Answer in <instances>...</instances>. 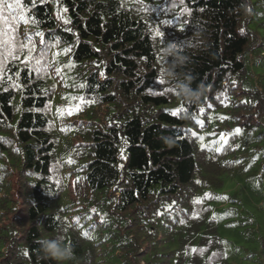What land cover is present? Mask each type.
Returning a JSON list of instances; mask_svg holds the SVG:
<instances>
[{
	"label": "trees",
	"instance_id": "obj_1",
	"mask_svg": "<svg viewBox=\"0 0 264 264\" xmlns=\"http://www.w3.org/2000/svg\"><path fill=\"white\" fill-rule=\"evenodd\" d=\"M24 2L18 38L36 51L0 67V264H232L219 225L257 205L247 167L264 172V12L249 0ZM56 237L70 260L42 252ZM257 255L264 264V237Z\"/></svg>",
	"mask_w": 264,
	"mask_h": 264
},
{
	"label": "rangeland",
	"instance_id": "obj_2",
	"mask_svg": "<svg viewBox=\"0 0 264 264\" xmlns=\"http://www.w3.org/2000/svg\"><path fill=\"white\" fill-rule=\"evenodd\" d=\"M249 1L254 5L255 12H264V0ZM256 60L255 55L246 59L248 70L253 76L256 75L254 67ZM246 173L260 180L259 182L251 178L252 183H256L250 186L253 187L250 190L255 195L257 205H237L231 210L234 214L232 225L227 224L225 220L220 223L219 227L228 253H230L228 259L232 264H263L258 260L257 249L258 239L264 237V172L251 165L247 167ZM242 258L245 259L242 260Z\"/></svg>",
	"mask_w": 264,
	"mask_h": 264
},
{
	"label": "snow or ice",
	"instance_id": "obj_3",
	"mask_svg": "<svg viewBox=\"0 0 264 264\" xmlns=\"http://www.w3.org/2000/svg\"><path fill=\"white\" fill-rule=\"evenodd\" d=\"M21 22H29L24 0H0V67H2L4 60L8 57L19 59V53L25 49H27L28 55L24 57L23 62L27 64L33 59L32 54L36 51V45L32 41V35L26 33L22 39L18 38L17 26ZM164 23H170V21ZM36 35L41 37V43H43L44 34L36 33ZM43 56L44 52L41 51L40 57L43 58ZM40 63L41 60L37 59L36 64L39 65ZM56 71L59 72L60 69ZM160 83H164V81L161 80ZM81 87H83V85H81ZM80 99L83 101V98ZM77 110H79V106H77ZM179 111L180 109L175 110L173 115L179 114ZM201 111H203V109H201ZM68 114H72L71 108L68 110ZM236 131L239 130L237 129ZM194 202L198 203L199 201ZM93 211H95V209H93Z\"/></svg>",
	"mask_w": 264,
	"mask_h": 264
},
{
	"label": "clouds",
	"instance_id": "obj_4",
	"mask_svg": "<svg viewBox=\"0 0 264 264\" xmlns=\"http://www.w3.org/2000/svg\"><path fill=\"white\" fill-rule=\"evenodd\" d=\"M174 50H175V44L168 43V45H166L164 49V54L166 56H170L173 54ZM168 71L169 69L166 68L165 72ZM189 80H191V77H189ZM180 88L182 89L183 94L189 99L195 98L197 96V93L190 88L189 83L181 84ZM40 243H41V250L44 253V255L57 262L70 260L73 256L71 247L63 242L62 237H56L53 239H44Z\"/></svg>",
	"mask_w": 264,
	"mask_h": 264
}]
</instances>
